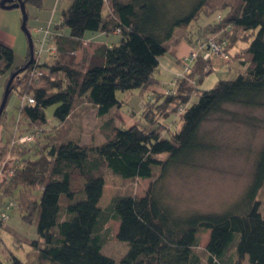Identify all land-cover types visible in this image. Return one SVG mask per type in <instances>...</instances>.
I'll return each instance as SVG.
<instances>
[{
	"label": "trees",
	"instance_id": "16d2710c",
	"mask_svg": "<svg viewBox=\"0 0 264 264\" xmlns=\"http://www.w3.org/2000/svg\"><path fill=\"white\" fill-rule=\"evenodd\" d=\"M22 1L24 6L41 7V0ZM211 1L70 0L61 11L59 23L51 31L60 56L47 66L38 62L57 79L46 86L27 85L26 68L16 77L19 86L12 83L10 93L15 89L34 99L20 109L31 133H39L36 128L46 123V108L55 106L53 116L63 125L72 115L75 101L84 98L98 118L107 116L102 125L105 138L91 145L72 138L56 143L53 137L37 139L30 146L8 148L7 142L0 147V161L8 152L17 161L13 174L0 182V206L2 198H12L22 219L35 224L37 236L29 244L25 263L10 255L7 262L0 259V264H201L195 249L205 233L204 264H243L244 260L264 264V214L257 199L264 187V144L256 154L249 187L222 212H178L166 191L172 172L195 169L202 157L212 153L214 145L202 128L208 120L224 114L227 106L264 107V0H239L235 8L221 7L227 8L226 17L218 15L216 24L196 32L188 30L184 36L192 42L197 34H219L217 42H223L228 51L233 33H252L244 41L243 53L231 55L238 66L234 78L218 80L213 88L201 90L210 64L198 57L190 63L189 76H176L174 87L155 91L160 87L154 76L159 58L177 30L189 29L201 13L209 15L215 10L206 12ZM88 32L116 34L119 41L98 45L87 60L75 63L73 56L85 50L82 42ZM28 57L29 50L25 59ZM13 58V51L0 44V75L8 73L5 82L22 67H12ZM136 89L148 94L141 109L148 123L116 125L113 117L108 118L123 104L116 93ZM158 109L160 115L155 117H165L166 122L179 114L177 126H168L167 136L158 129L161 121L148 119ZM106 171L124 181H152L143 195L116 194L101 209ZM110 220L118 223L115 239L126 245L119 260L102 252L108 238L105 225ZM4 225L0 222V228Z\"/></svg>",
	"mask_w": 264,
	"mask_h": 264
},
{
	"label": "rangeland",
	"instance_id": "374dc122",
	"mask_svg": "<svg viewBox=\"0 0 264 264\" xmlns=\"http://www.w3.org/2000/svg\"><path fill=\"white\" fill-rule=\"evenodd\" d=\"M69 3L70 0H41V7L39 8L31 4L25 5V13L27 16L25 27L30 35L34 48L37 49L40 47V40L43 38L48 21L51 23V27H49V31L51 32L54 26L59 23L61 11L67 8ZM238 3L239 0H212L209 4V10L206 9V12H210V10L212 11L214 8L215 10L209 15L201 13L199 17L192 22L189 30L196 32L198 28L204 25L216 24L220 20V18L217 19L218 15L224 18L228 13L227 8L221 7L228 6L229 8L232 6L235 8ZM12 11H16L18 14L19 29L23 38V50L19 52V49H17V47L15 48L12 67H24L29 60V57L27 60L25 59V54L28 49V39L27 35L21 29L22 13L20 9L14 8ZM63 31L64 33L67 32V30ZM176 33L182 34L184 31L180 29L177 30ZM197 35L196 37L195 35L193 36L195 38L190 44V48L192 49L197 48L199 42L207 39L219 41V34L206 35L204 37L200 36V34ZM251 35L253 34L249 32L243 33L241 31L233 33L232 36L234 39L232 40V49L226 51L229 59L221 67L217 65V58L212 56L211 61L213 64L211 61H208L210 64V72L203 78V82L199 85L201 90L213 88L218 80H229L234 78L237 63L232 60V56H234L236 51L239 52V55L243 53V48L246 46V42L244 41H247ZM85 37L88 41L94 43L103 40L108 46L117 44L119 41V36L112 33L107 36H100V33L88 32ZM88 41L82 42L83 48L85 47L83 52L79 51L74 54L75 63H82L89 58L92 52V42L89 43ZM219 43L225 45L223 42ZM53 48L56 49V44L54 43L53 33H51L50 39H46V42L38 53V57H35L27 67L29 70L27 85L32 83L34 87L46 86L50 81L57 79V75H50L47 68L38 66V62L43 65L45 63V66H47V64H52V62L60 56L58 50L56 49L53 51ZM164 56L158 69L154 73L155 78L160 82L159 88H161V91H163L162 89L164 88L170 89L171 86H175L172 85V80L182 73L183 67L181 62L178 65L174 63L175 57H172L168 53V50ZM167 58L172 59V65L168 66L164 64ZM23 64L25 65L23 66ZM211 65H214L212 70ZM32 71L42 72L44 75L35 77L31 74ZM7 74L6 72L4 75H0L1 99L7 82H5ZM19 74H21V72ZM187 76H189V74L185 75V77ZM14 83L19 86V82L16 83V78L13 80V84ZM24 91L26 90L24 89ZM21 96L22 95L18 94L15 89H13L8 96L4 113L0 119V147L9 142L14 134L16 136H21L24 134H31L32 132V127H30L24 117L20 115ZM116 96L123 104L120 108L113 109L108 116V118L113 117L116 125L130 126L136 123L142 126L148 123L145 122L141 115V109H144L143 104L147 101L148 94H141L140 91L136 89L125 93L117 92ZM54 109L55 106H50L45 109L46 123L42 128H36L39 133L37 132V134L34 135V139L25 145H32L31 143H35L37 139L48 141L47 139L53 137L57 139L56 143L66 138H72L84 145H91L104 140L105 131L102 129V125L103 121L107 119V116L98 118L95 109L84 98H79L75 101L72 115L63 125H59L58 120L53 116ZM158 113L159 109L157 114L148 117V119L150 120L152 118L154 123L161 121L162 124L158 129L163 136H167L170 134L168 126L171 129L177 126V117H179V114H176L175 121V118L171 117V119L168 118L166 122L164 120L165 117H155L160 115ZM202 128L208 133L207 138H209L214 145L212 153H208L202 157L195 169L189 168L172 172L166 181V191L168 193L169 202L178 212H222L237 202L245 193L252 182L256 154L264 144V107L243 108L240 106H227L224 114L212 117ZM38 135H40V137ZM7 146L11 148L16 145L10 146V143H7ZM7 154L10 156L8 159L11 160L12 157L10 152ZM160 157L164 158L165 155L163 154ZM151 181L152 180L143 179L124 181L121 180L120 177H114L110 172L106 171L100 208H106L111 198L116 194L143 195ZM1 191L2 189L0 188V193ZM14 196H18V189L14 191ZM10 199L12 198L4 197L1 202L7 203ZM257 199L261 204L260 212L264 214V187L259 191ZM4 224L5 226L0 228V259L7 262V258L12 255L22 263H25L27 261V255L31 251L29 244L37 237L35 224L33 222H25L18 208H12L8 212V220ZM117 227L118 223L116 221L110 220L107 222L105 229L108 238L102 248V252L106 254V256H110L115 260H119L126 250V245L115 239ZM207 237V233L201 234L199 247L195 249L201 259V264H204L207 258L205 253ZM243 264H248V262L244 260Z\"/></svg>",
	"mask_w": 264,
	"mask_h": 264
},
{
	"label": "built area",
	"instance_id": "2783aa9c",
	"mask_svg": "<svg viewBox=\"0 0 264 264\" xmlns=\"http://www.w3.org/2000/svg\"><path fill=\"white\" fill-rule=\"evenodd\" d=\"M220 17L218 16L217 19H219ZM51 37V32H49V24L47 25L46 29L44 30V35L43 38L40 40V47H38L37 49L34 48V58L38 57V53L40 52V50L42 49L43 44L46 42V39H50ZM200 41V40H199ZM198 41V42H199ZM56 50L55 48H53V51ZM212 56H215L217 58V65H219V67H221L222 65H224L228 59V53H226V50L224 48V45H221L219 42L213 40V39H207L205 41H201L198 43L197 48H193L187 56H185L183 58L182 62V73L177 75V79L178 78H184L185 75L190 74L191 72V67H190V63H192L193 61H195L198 57H201V59L205 60V61H211ZM212 63V61H211ZM213 64V63H212ZM214 65H211V70L213 69ZM32 75H34L35 77H39L44 75V73L42 72H31ZM177 79L173 80L172 85H176L177 84ZM21 100V104L20 107L24 106L25 104H33L34 103V99L28 95V94H24L20 97ZM16 130V128H15ZM34 135H36V133H31V134H24L21 136H16L15 134L12 135V137L10 138L9 142L10 146H14V145H24L30 141H32L34 139ZM9 154H7L2 161H0V182L3 181V179L8 178L9 176L12 175L13 173V166L17 165V161H12L9 160ZM15 204L14 202H7L4 203L2 206H0V222L1 223H5L8 220V212L14 208Z\"/></svg>",
	"mask_w": 264,
	"mask_h": 264
},
{
	"label": "crops",
	"instance_id": "0c3cea01",
	"mask_svg": "<svg viewBox=\"0 0 264 264\" xmlns=\"http://www.w3.org/2000/svg\"><path fill=\"white\" fill-rule=\"evenodd\" d=\"M12 10H14V8L3 9L0 7V44L10 48L14 54V52H15L14 50L16 47H17V49H19L18 50L19 52H21L23 50V38H22V35L20 33V29H19L18 14L16 11H12ZM48 24H49V27H51L50 21H48ZM181 30H183L184 33H182V34L176 33L174 36V39L172 40V42L170 43V45L168 47V53L172 57H175L174 63H176L177 65L189 53V51L192 50V48H190L191 41L189 39H185V37H184L185 35H187L189 29L185 28V29H181ZM103 35L107 36L103 33H100V36H103ZM84 40L88 41L86 39V37ZM88 42L90 43L92 41H88ZM91 44H92V48L94 50V48L96 46L101 45V44H106V43H104L103 40H100V42H98V43L92 42ZM93 50H91V51H93ZM27 52H28V49L26 51V54H27ZM163 57H165V56L163 55L159 58L158 66L162 62ZM13 60H14V58H13ZM164 64H166L168 66L172 65L173 64L172 59H169V58L165 59ZM0 79H1V76H0ZM155 91L161 92V88H158V89L156 88ZM0 99H1V88H0ZM19 240H21V239H19Z\"/></svg>",
	"mask_w": 264,
	"mask_h": 264
},
{
	"label": "water",
	"instance_id": "95a60500",
	"mask_svg": "<svg viewBox=\"0 0 264 264\" xmlns=\"http://www.w3.org/2000/svg\"><path fill=\"white\" fill-rule=\"evenodd\" d=\"M0 7L3 9H12V8H18L20 9L21 13H22V24H21V29L24 31V33L27 35V39H28V50H29V60L27 62V64L20 68L19 70L13 72L10 76L9 79L6 82L5 88H4V92H3V96L0 102V117L3 113V110L5 108L10 90H11V85L13 83V80L18 76V74L22 71H24L28 65L32 62V60L34 59V48L32 45V41L30 38V35L25 27V23L27 20V16L25 13V6L22 0H1L0 1Z\"/></svg>",
	"mask_w": 264,
	"mask_h": 264
},
{
	"label": "bare ground",
	"instance_id": "6f19581e",
	"mask_svg": "<svg viewBox=\"0 0 264 264\" xmlns=\"http://www.w3.org/2000/svg\"><path fill=\"white\" fill-rule=\"evenodd\" d=\"M34 57V56H33Z\"/></svg>",
	"mask_w": 264,
	"mask_h": 264
}]
</instances>
